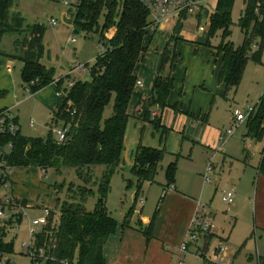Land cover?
<instances>
[{
  "label": "trees",
  "instance_id": "trees-1",
  "mask_svg": "<svg viewBox=\"0 0 264 264\" xmlns=\"http://www.w3.org/2000/svg\"><path fill=\"white\" fill-rule=\"evenodd\" d=\"M18 1L0 0V56L5 55L1 49L5 35L28 34V40L18 59L23 63L22 81L30 87L31 93H35L55 81L54 69L41 62L44 53V26L38 23L25 25V19L15 10ZM257 2L258 0H245V9L239 20L246 35L243 46L237 47L230 40L235 0H218L216 10L210 17L209 39L222 31V40L215 48L223 62L220 80L228 90L235 91L240 85L249 60L248 49L253 40L259 38L262 46L264 45V1H261L259 7ZM200 15L201 13L198 16ZM101 16L104 17L102 25L99 23ZM185 18L187 16L177 21L176 34L183 27L182 20ZM73 26L74 32H97L100 43L106 49L90 68L91 80L75 81L71 87L65 84L68 76L58 80L59 90L61 87L65 89L66 98L55 113L52 123L67 125L70 129L69 140L59 143L52 131L46 137L23 136L19 132L17 135H3L0 145L13 143L11 152L6 157L10 166L41 168L45 175L48 170H54L57 175L54 186L57 193L55 202L59 210L55 209L54 214L51 212L50 224L35 238L36 248L45 247L50 255L44 264H105L104 245L109 236L116 232L119 223L109 210L107 201L112 190V178L121 162L128 106L137 85L135 67L145 51L144 37L147 28L152 27L154 30L156 25L150 10L141 0H82L77 15L73 18ZM111 28L116 29L112 37L107 36ZM258 49L259 47L255 50ZM260 53L255 54L257 59L260 58ZM175 58L174 49L168 47L154 84L150 106L166 105L173 87L171 71L175 67ZM111 101L113 114L103 119L105 108ZM156 127L163 129L164 136L169 131L161 126L160 121L156 122ZM245 137L264 141V93L255 105V111L248 116ZM166 153L165 148L138 146L131 170L136 178L135 202L143 195L144 183L156 182ZM97 169H101L99 175H96ZM176 170L177 160H174L165 169L167 184L162 192L174 182ZM260 170L264 173V148ZM2 184L0 181V187ZM128 184L132 186L133 181L128 180ZM5 194L8 193L4 191L3 195ZM59 194H63V198ZM91 196H96V202L94 209L88 210L86 202ZM56 213L60 216L59 221L55 219ZM132 216L133 208L122 221L123 229L131 227ZM16 217L22 225V215L18 214ZM15 220L12 218L0 222V261L15 252V240L5 239L8 228L13 226ZM152 222L153 220L147 227H138L148 238ZM52 243L55 247L51 246ZM77 251L78 261H75ZM19 254L26 256L22 249ZM30 261L32 264L31 259Z\"/></svg>",
  "mask_w": 264,
  "mask_h": 264
},
{
  "label": "crops",
  "instance_id": "crops-1",
  "mask_svg": "<svg viewBox=\"0 0 264 264\" xmlns=\"http://www.w3.org/2000/svg\"><path fill=\"white\" fill-rule=\"evenodd\" d=\"M207 12L209 13V11L203 10L200 12V16H198L199 13L198 15L189 16L184 19L188 20L192 17L195 20L197 26L196 33L184 29L183 26L176 34L175 27L178 19L173 18L163 20L154 30L152 27L147 28V33L144 37L145 48L148 45L146 41L149 38L151 40L156 35L163 37V43L162 45L160 44L161 49L159 54H152L143 61L141 56L135 67L137 81H141V84L135 86L128 106V122L121 153V162L117 172H131L135 162V152L139 145L155 149L165 148L167 153L163 161L166 162L167 167L171 162L177 160L176 175L177 173L179 174L182 168L188 170L189 175L190 173L197 175L201 170L200 174L203 175V170L209 163L204 161L198 164V158L199 154L204 153L206 148L214 151V155H210L209 162L215 160L218 151L224 157L231 156L232 159V149L231 151L229 148L227 149L226 144L234 134L226 138L224 142H221L219 138L234 124V115H232L230 126L219 125L212 121V112L218 97L227 98L228 93L232 89L228 90L226 84L221 82L220 72L223 66L221 55L215 48V45L211 43L209 34L205 35L207 26L210 24ZM168 47L174 49V54L176 55L174 59L175 67L171 71L173 87L167 97L165 106L161 107L157 104L150 106L149 102L153 95L154 84ZM15 58L6 52L5 55L0 56V109L11 108L14 111L20 126V133L23 134V126L17 108L24 100L38 97L36 100H41L46 109L51 111L56 110L57 112L64 97L57 93V83L54 81L32 94L26 91V85L24 84L23 88L28 96L18 99L19 92L14 83L9 86L10 83L6 85L4 81L5 76L10 77L12 74L10 61ZM169 70L170 64L167 66V71ZM51 89H55L53 94V98L55 99L49 101L48 93H50ZM247 120L248 118L241 124L246 123L247 126ZM157 121L161 122L163 128L169 129L166 136L163 135L162 128L156 127ZM30 122H32V127L36 125L34 120ZM52 122L53 119L45 126L48 132L50 131ZM243 138V168L238 180L239 185H242L243 188L241 187V190H238L235 184H232V187L236 191L238 190L237 195L241 192L247 194L242 199L248 198V205H250L253 211V221L248 219L246 223L240 220L236 222V218L240 214V205L235 204L236 198L234 204L230 206L226 204L236 215L233 232L238 229L240 222L243 223L241 238H246V242L240 248H238L239 245H236L234 241H230V235H225L226 233L221 234L220 230L214 227L212 234L206 238L202 237L197 245H190L187 252L183 253L181 251L180 246L189 232L197 204L198 202H202V200L201 197H197L200 192L194 188V183L188 185L181 182L175 175V180L172 182L175 189L169 191L164 199L160 198L159 204L151 217L143 214L144 206H142V209L138 211L139 218L131 220L130 228L123 229L122 221L124 218L117 219L119 222L117 230L109 236L104 245L105 264H178L180 260L183 261V264H187L186 259L189 256L198 258L202 264L201 258L196 254L197 250L208 247L210 250L212 243L215 241L225 244L229 242L230 247L222 255L221 264H238L237 260L242 255L247 242L246 255H249V264H264V173L260 170L264 141L245 137V133ZM247 140H250L249 144L246 143ZM229 145L230 148L234 147L230 142ZM251 148H255L259 156L257 165H255L256 170H251L254 169V166H248L251 160ZM185 162L191 163V167L186 169L184 166ZM194 168L197 169L194 170ZM44 172L43 169L37 167L16 168L10 178L12 184L10 191L25 206L30 218L39 217L37 214L32 217L30 215L32 211H34V214L37 212L41 213L44 210L46 212L55 207V202L49 198L48 193L43 195L36 191L42 186V181L39 178L48 177ZM31 174L36 175L38 179L36 181L18 183L20 176L26 175V177H30ZM211 174L213 179L215 177V180H219L220 173L216 170V167ZM247 176L249 178L256 176V183L253 189L249 188V181L243 178ZM163 177L165 181L159 183V189H162L167 184L165 173ZM206 182H201L203 189L207 184ZM209 183L212 185L214 182ZM34 185H37L35 187L36 190H34L37 196L33 198L30 196V190L26 187L34 188ZM145 185L152 187L153 184L144 183L143 185L142 197L146 201ZM45 189L49 190L46 187ZM54 191L56 199L55 187ZM142 197H140L141 202L144 201ZM204 204L207 205L214 220L215 215L210 211V205ZM152 220L153 222L149 231L150 237L148 238L146 233L138 227H147ZM28 225L29 220L23 219L19 230L24 229L27 232Z\"/></svg>",
  "mask_w": 264,
  "mask_h": 264
},
{
  "label": "rangeland",
  "instance_id": "rangeland-1",
  "mask_svg": "<svg viewBox=\"0 0 264 264\" xmlns=\"http://www.w3.org/2000/svg\"><path fill=\"white\" fill-rule=\"evenodd\" d=\"M218 0H210L209 6L212 12L216 10ZM245 9V0H235L233 11H232V24L230 26V40L235 44V46H243L245 42L246 35L240 27L239 20L242 15L243 10ZM20 12L23 18L25 19V25L31 24H40L44 26L45 32L43 35L42 43L44 45V53L41 58V62L45 64L48 68L54 69L55 81L60 80L62 77H65L66 74L70 71L71 68L78 64H85L87 66V71L83 74L74 73L72 74V78L75 81H84L91 80L90 68L94 65L96 58L101 55L106 47L99 41V34L97 32H74L73 26V18L76 17L77 11L71 10L63 4L60 3L59 0H19L18 5L15 9ZM71 11V12H70ZM51 18L57 19V24L52 25L50 23ZM206 19V18H205ZM210 24L207 26L206 34H209L211 27V20H209ZM99 23L102 25L104 23V17L101 16ZM184 29L196 33L197 26L195 20L192 17L188 20L183 21ZM107 36H110L114 33L115 28H111ZM252 30V26L250 28ZM116 31V29H115ZM74 37L75 40L71 41V37ZM163 37L160 35L153 36L146 41L148 45L145 48V51L142 55V61L149 58L152 54H159L163 41ZM28 40L27 33L14 34V35H5L2 39L1 48L8 54L16 57L12 61H10V66L12 68V74L10 77L5 76L4 81L7 85L10 83L11 86L13 83L15 87H17V91L19 92L18 99L24 98V96H28V94L24 91V82L21 78V67L22 63L17 57L22 54L23 45L25 41ZM222 40V31H218L216 36L211 38V43L213 45H217ZM253 44L259 47L258 50H253ZM257 52L260 53V58L257 59L255 54ZM248 57L249 60L246 64V68L244 71V75L240 85L235 89V91H230L228 93L227 98L219 96L217 99V103L214 106L212 112V121L219 125L230 126L232 120V108H237L242 112H246L248 106H255L261 96L264 93V45L262 46V42L259 38H255L248 49ZM13 85V87H14ZM55 89H51L48 93L49 101H52L53 94ZM38 98V97H37ZM37 98H32L30 100H24L17 108L21 124L23 126V136L30 137H46L48 135V130L45 127L47 123L54 117V113L56 110L51 111L44 107V104L41 100H36ZM59 99V98H58ZM57 100V98H56ZM61 100V99H60ZM62 101V100H61ZM113 114V101L105 108L103 119L110 117ZM31 120L36 122V125L32 127ZM233 126V125H232ZM247 132L246 123L241 124L237 129H235L234 136L230 138V144H233V148L228 146L229 142L226 144V148L233 152L232 159L231 156L224 157L222 153L217 152V157L212 161L213 165L216 167V170L220 173L219 180L213 179L212 174L210 175L211 183L206 182V186L203 189L202 183L205 182L204 174L205 169L203 170V175L199 174L192 175L188 173V170H184L183 168L177 173L176 178H178L181 182L187 183L191 185L194 183V188L197 189L200 193L197 196L201 197L202 202L210 205V211L215 215V219L213 220V224L215 228H218L221 234L226 233L225 235H230V241H234L236 245H239L238 248L242 246L246 242V238H241V228L243 226L242 222H247L248 219L253 221V211L248 205V198L242 199V197L246 196V193H238V190H241L242 185H239L238 180L242 172L243 166V137L244 133ZM250 140H247V144H249ZM245 143V144H246ZM251 160L250 165L254 166L256 170V163L258 162L259 156L256 152L255 148L250 149ZM210 155H214V151L210 149H205L204 153L199 154L198 164H201L204 161L210 163ZM207 163V164H208ZM183 164V163H182ZM185 168L188 169L191 167V163L185 162ZM193 166V165H192ZM18 169L30 168L32 166H16ZM165 167L166 162L163 161L161 166L159 167L158 174L156 177V182L153 183L152 187L150 185H145V195L147 196L146 201H138L135 202V193L137 191L136 187V178L131 174V172H117L114 174L112 178V190L109 194L107 205L111 213L114 215L116 219L124 218L128 211L133 208V216L131 218L137 220L139 218L138 211L143 208V214L146 216L153 215L155 212L157 205L160 200V192L162 189H159V183L164 182L165 178ZM253 168V167H252ZM197 168H194L196 170ZM64 170V169H63ZM73 172V170H71ZM67 172V171H64ZM254 172V171H253ZM101 173V169H97L96 175ZM48 177H41L42 183L39 189L36 190V186L34 188L26 187L30 190V196L36 197L38 193L40 194H49V198L52 199L53 202L55 199V191H54V183L57 179V175L54 170H48ZM62 178V177H61ZM249 181V188L253 189L256 183V176L252 177H243ZM242 178V179H243ZM38 177L36 175L31 174L30 177H26V175H22L18 179V183L29 182L32 180H37ZM60 180V179H59ZM128 180L133 181V185L129 186ZM202 182V183H201ZM205 184V183H204ZM235 184L236 189V202L235 204L240 205V214L237 216L234 215V211L229 208L224 202L221 200V194L223 190L231 188ZM214 185V187H212ZM45 187L49 190H46ZM217 187V189H216ZM243 188V187H242ZM26 189V190H27ZM247 189V188H246ZM36 190V191H34ZM217 190V191H216ZM4 190H0V193H3ZM162 194V193H161ZM57 195V193H56ZM59 197L63 198V194H59ZM51 199H49L51 201ZM96 202V196H91L86 202V207L88 210H93ZM59 210L56 206L51 210L52 214ZM30 212V215L33 217L37 214L39 217H45L46 212L42 211L41 213H33ZM59 213V212H58ZM55 214V219L59 221V214ZM235 218L236 222L238 220L242 221L239 224L237 230L235 228ZM10 226L8 228L7 236H5L6 240H10L11 238L15 240V252L12 254H8L0 261V264H6L8 260H11L17 264H31V261L28 257L19 254V251L22 249L21 243L23 240H27L28 233L21 229ZM233 232V234H232ZM232 234V235H231ZM219 242L215 241L212 243L210 251L214 250L216 246H218ZM225 244V243H224ZM225 246L227 249L230 247L229 242H226ZM246 248H248V242L245 245V248L242 252V255L237 260L238 264H249L248 257L246 255ZM77 251L75 261H78ZM187 264H201V261L196 258L189 256L186 259Z\"/></svg>",
  "mask_w": 264,
  "mask_h": 264
},
{
  "label": "built area",
  "instance_id": "built-area-1",
  "mask_svg": "<svg viewBox=\"0 0 264 264\" xmlns=\"http://www.w3.org/2000/svg\"><path fill=\"white\" fill-rule=\"evenodd\" d=\"M63 6L68 7L71 10L77 11L79 9V4L82 0H59ZM210 0H141V2L150 10V15L153 19L154 25L156 27L165 19H181L183 16H195L198 15L201 11L207 10L208 19H210L211 14L213 13L209 6ZM261 1L258 0L257 6L261 5ZM71 12V11H70ZM50 23L52 25L57 24V19L51 18ZM155 27V28H156ZM203 29V27H201ZM75 38L72 36L71 41H74ZM257 45L253 44V50L257 49ZM87 71V66L85 64H78L74 66L69 73L66 75L65 84L68 87L73 86L75 79L72 78L74 73H85ZM57 83V93L64 98H66V91L64 88L58 87ZM137 84H141V81H137ZM26 91L30 94V87L26 86ZM255 111V106H248L246 112H242L237 108H232L234 115V124L231 128L225 131V134L220 136V141L224 142L226 138L231 137L235 129L243 123L250 114ZM32 124V122H31ZM50 131L54 133L59 143H64L70 138V129L67 125H55L51 123ZM20 132V126L17 121V116L11 108L0 109V139L3 135H17ZM13 147L12 142L7 144L0 145V181L3 182L0 189L6 191L8 194L0 193V222L5 220H10L12 218L16 219L13 223V227L20 229L21 223L17 221V215H22L23 219L29 220V225L27 228L28 238L23 240L21 243L22 251L24 250L25 255L32 260V264H44V262L50 258L49 253L45 251V247L37 249L35 246L36 235L44 230L48 224H50L51 210L46 211L45 217H35L30 218L26 212L25 206L22 202L13 196L10 189L12 184L10 182L11 175L15 172L17 167L10 166L6 157L10 154ZM215 166L213 163H209L206 167V172L204 174L205 181L211 182L210 174L214 171ZM174 184L168 186L162 192L164 197L171 190H174ZM236 190L234 187L228 188L221 192V200L227 205H232L235 202ZM214 230L213 219L211 212H209L207 205L198 202L196 211L191 221V226L189 232L187 233L186 238L183 240L180 249L181 251L187 252L190 245H197L199 240L202 237H207L212 234ZM55 242V240H54ZM52 247H55V244H51ZM227 251V247L224 243H219L218 246L212 251L209 250V247L204 249L200 248L197 250L196 254L201 258L202 264H221V257ZM3 256V255H2ZM6 264H17L13 261H10ZM178 264H183V261L180 260Z\"/></svg>",
  "mask_w": 264,
  "mask_h": 264
}]
</instances>
